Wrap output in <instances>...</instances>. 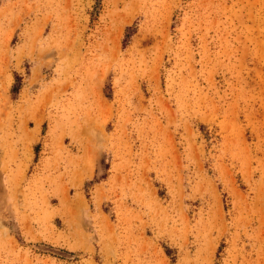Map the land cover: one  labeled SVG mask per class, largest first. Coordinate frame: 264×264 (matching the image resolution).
I'll return each instance as SVG.
<instances>
[{"label":"rangeland","instance_id":"374dc122","mask_svg":"<svg viewBox=\"0 0 264 264\" xmlns=\"http://www.w3.org/2000/svg\"><path fill=\"white\" fill-rule=\"evenodd\" d=\"M0 264H264V0H0Z\"/></svg>","mask_w":264,"mask_h":264}]
</instances>
